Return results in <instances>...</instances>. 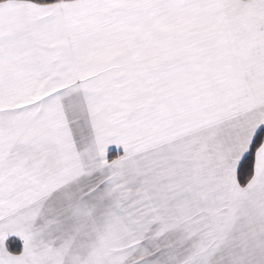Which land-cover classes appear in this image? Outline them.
<instances>
[{
	"label": "snow or ice",
	"instance_id": "snow-or-ice-1",
	"mask_svg": "<svg viewBox=\"0 0 264 264\" xmlns=\"http://www.w3.org/2000/svg\"><path fill=\"white\" fill-rule=\"evenodd\" d=\"M0 264H264V0H0Z\"/></svg>",
	"mask_w": 264,
	"mask_h": 264
}]
</instances>
